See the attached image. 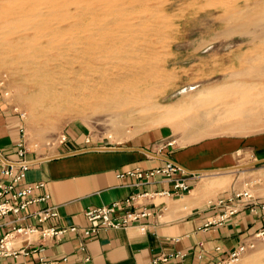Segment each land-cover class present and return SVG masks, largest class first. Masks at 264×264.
Wrapping results in <instances>:
<instances>
[{
	"label": "bare ground",
	"instance_id": "bare-ground-1",
	"mask_svg": "<svg viewBox=\"0 0 264 264\" xmlns=\"http://www.w3.org/2000/svg\"><path fill=\"white\" fill-rule=\"evenodd\" d=\"M208 1L228 18V32H244L249 25L264 30V2L252 13L250 0L244 7L231 6L232 0ZM163 5L164 0H0V48L16 52L25 64L23 78L39 84L36 92L19 93L31 111V127L58 123L71 109L78 116L87 109L107 113L116 138L130 124H167L194 137L264 123V87L254 88L264 83V50L249 56L247 84L200 88L177 104L156 102L159 89L151 82L169 75L156 49H165L166 29L173 24ZM240 264H264V249Z\"/></svg>",
	"mask_w": 264,
	"mask_h": 264
},
{
	"label": "crops",
	"instance_id": "crops-1",
	"mask_svg": "<svg viewBox=\"0 0 264 264\" xmlns=\"http://www.w3.org/2000/svg\"><path fill=\"white\" fill-rule=\"evenodd\" d=\"M23 123L21 112L0 93V151L3 156L17 158ZM63 136L55 153L29 149L27 153V158L34 162L26 172V182L45 181L51 193L49 205L55 206L59 213L48 224L85 226L88 208L123 200L143 188L168 189L171 185L159 179L137 186L138 178L119 176L120 171L147 170L172 160L188 171L213 173L216 178L210 181L200 178L190 193L150 204L153 213L142 220L148 224L146 232L131 225L103 228L91 239H82L77 234L37 239L28 245L30 254L0 258V264H81L87 255L89 264H148L163 251L185 253L183 264H214L264 227V210L255 213L246 209L220 227H204L216 211L211 205L221 193L229 190L223 182L226 173L231 171L227 168L240 165L239 159L248 155L254 161L264 159V135H219L181 144L168 128L158 126L120 142L99 143L81 124L72 123ZM258 196L264 201V194ZM8 219L0 221V235L7 230L2 223ZM82 243L85 248L81 247Z\"/></svg>",
	"mask_w": 264,
	"mask_h": 264
},
{
	"label": "rangeland",
	"instance_id": "rangeland-1",
	"mask_svg": "<svg viewBox=\"0 0 264 264\" xmlns=\"http://www.w3.org/2000/svg\"><path fill=\"white\" fill-rule=\"evenodd\" d=\"M206 2L209 1L166 0L165 2L164 0L163 13L169 16L167 17L170 19L169 22L173 23L171 24L173 26L170 25L166 29V35L168 36L164 43L165 49L160 47L158 53L156 49V55L159 54L158 56H161V59L163 58V63L161 62L162 65H160L161 69L167 71V75L169 74L166 76L165 82H161L159 79L151 82V86H155L157 90L159 89L154 94L158 104H177L185 99H190L200 88L227 83L235 84V81L247 84L245 82L251 79L246 73L251 64L249 56L252 53L264 50V42L260 40L264 30L259 26L249 25L244 32L231 31L230 33L227 30L229 27L228 18L224 12L217 11ZM263 2L264 0H261V2L260 0H250L249 3L252 8H250V11L252 13L258 12L260 10L259 5L261 6ZM244 3V0H232L231 4L233 5L231 6L236 7L239 5L244 7ZM233 9L231 7V11ZM253 9L256 10L253 11ZM233 25L231 21V26ZM17 57L16 52L10 53L4 48H0V93L14 109L19 110L23 114V134L27 148L30 151L55 153L58 145L63 140V133L66 127L72 123L81 124L86 132L99 143L120 142L142 131L158 126L168 128L181 144L219 135L240 137L264 135V123L243 131L219 130L195 135L191 138L183 136L181 130L178 132L173 131L167 124H148L139 128H135L134 125L130 124L125 127V132L116 138L111 117L107 113L92 114L89 109L85 111L83 116H78L73 109L70 110L71 112L65 110L60 122L44 124L39 128L33 129L30 120L31 111L21 101L19 93L36 92L39 89V84H33L23 78L27 73L24 68L25 64L22 58L19 59ZM6 61L9 62L6 64ZM164 62L166 65H164ZM155 83H158L157 86ZM159 84L161 85L160 87ZM262 87H264V83L257 82L254 88L255 90H260ZM224 93H229V89L225 90ZM38 108V111H42V107ZM216 129L217 127L214 128V130ZM254 160L253 157L248 155L240 158L238 164H245ZM226 174L225 181H223L226 184V189H247L255 195L264 194V162L231 169ZM214 175H206L201 180H214L216 178ZM253 240L255 245L231 264H240L246 257L260 253L264 249V237L254 236Z\"/></svg>",
	"mask_w": 264,
	"mask_h": 264
},
{
	"label": "built area",
	"instance_id": "built-area-1",
	"mask_svg": "<svg viewBox=\"0 0 264 264\" xmlns=\"http://www.w3.org/2000/svg\"><path fill=\"white\" fill-rule=\"evenodd\" d=\"M21 115L23 117L22 113ZM64 138L63 136V140ZM16 153L17 158L10 159L3 156L0 151V221L9 217L2 223L7 230L0 235V258L30 254L28 245L35 243L37 239H56L65 234H77L82 239H91L103 228H125L131 225H136L141 232H146L148 224L142 220L152 215L150 204L190 193L195 183L208 174L188 171L172 160L163 166L147 170L135 168L120 171L119 176L130 175L138 178L137 186H145L159 179L166 180L171 185L168 189L143 188L123 200L88 208L85 211L87 219L85 226H58L47 223L57 218L59 213L55 206L49 205L51 193L47 190L46 182H26V172L34 161L27 158L28 148L24 134L17 144ZM41 203L46 205L40 208L33 207ZM211 208L216 211L206 220L205 228L220 227L233 220L244 209L255 213L264 210V201L247 189L227 190L220 194ZM254 236L264 237V227L241 242L229 256L214 264H231L237 261L244 252L255 245ZM81 247L85 248V243H82ZM185 256L186 254L181 251H163L153 257L148 264H183ZM89 261L90 257L87 255L81 264H89Z\"/></svg>",
	"mask_w": 264,
	"mask_h": 264
},
{
	"label": "water",
	"instance_id": "water-1",
	"mask_svg": "<svg viewBox=\"0 0 264 264\" xmlns=\"http://www.w3.org/2000/svg\"><path fill=\"white\" fill-rule=\"evenodd\" d=\"M263 161H264V159H260L258 161H254V162H250V163H246V164H240V165L232 166V167L227 168V169H235V168L247 167V166H250V165H255L257 163H261Z\"/></svg>",
	"mask_w": 264,
	"mask_h": 264
}]
</instances>
